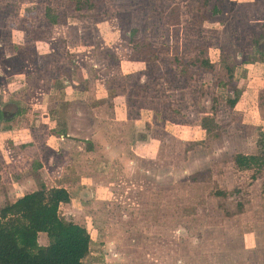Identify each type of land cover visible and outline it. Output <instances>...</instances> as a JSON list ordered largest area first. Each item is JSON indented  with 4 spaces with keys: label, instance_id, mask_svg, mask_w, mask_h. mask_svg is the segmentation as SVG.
<instances>
[{
    "label": "rangeland",
    "instance_id": "1",
    "mask_svg": "<svg viewBox=\"0 0 264 264\" xmlns=\"http://www.w3.org/2000/svg\"><path fill=\"white\" fill-rule=\"evenodd\" d=\"M0 110V209L66 186L83 264H264V0H0Z\"/></svg>",
    "mask_w": 264,
    "mask_h": 264
},
{
    "label": "trees",
    "instance_id": "2",
    "mask_svg": "<svg viewBox=\"0 0 264 264\" xmlns=\"http://www.w3.org/2000/svg\"><path fill=\"white\" fill-rule=\"evenodd\" d=\"M49 20L54 22L56 16L50 15ZM236 101L237 97L231 105ZM0 117L4 116L0 113ZM259 145L260 154H238L236 163L246 168L254 165L264 168V135ZM221 193L224 192L217 194ZM70 200L64 187H42L2 207L0 264H83L90 251L91 234L82 224L60 216L61 203ZM41 232L48 236L46 245L38 242Z\"/></svg>",
    "mask_w": 264,
    "mask_h": 264
},
{
    "label": "crops",
    "instance_id": "3",
    "mask_svg": "<svg viewBox=\"0 0 264 264\" xmlns=\"http://www.w3.org/2000/svg\"><path fill=\"white\" fill-rule=\"evenodd\" d=\"M56 138L57 139H60V141H67V142L65 144H63L61 142V144H63V146H61V147L57 146V144H53V143L48 142V144L45 147V151L46 152L44 154L43 153L40 154V157L38 158L39 162H37L36 160H34V162L32 163V167L35 168V169H37V171H39V169L41 171H44L43 169H46V171L49 172V174H52V176L55 175V174H57L58 177H59L60 172H61L60 171L61 169H58L59 167L56 168V166L59 165V163H60L58 160H60L62 158V153L61 152H64L65 157H67L69 155V151H67L66 146L68 147L69 146V143H71V141L68 138H65V137L64 138H59V137L56 136ZM86 149H88V148H86ZM89 152L90 153L93 152L91 148H90ZM50 156H53L55 158V162L54 163H53V160H52L53 158H51ZM45 175H47V174L45 173ZM52 176H50V177H52ZM47 180H48V178H46V177L43 178V181H44L45 184H46ZM2 181L3 180H2V175H1L0 187L2 185ZM33 184H35V181L30 180L29 181V185H33ZM27 186L28 185H22V190H25V188ZM52 187H62V186L55 185V186H52ZM64 187L70 193V197H71V200H72L71 190L68 189L66 186H64ZM82 190H85V188H82ZM62 205H69L70 206V209H72V207H73V204H71V201L68 202V203H63ZM62 205H61V207H62Z\"/></svg>",
    "mask_w": 264,
    "mask_h": 264
},
{
    "label": "flooded vegetation",
    "instance_id": "4",
    "mask_svg": "<svg viewBox=\"0 0 264 264\" xmlns=\"http://www.w3.org/2000/svg\"><path fill=\"white\" fill-rule=\"evenodd\" d=\"M0 113L2 114V116H4V112L2 110H0ZM2 118H4V117H2Z\"/></svg>",
    "mask_w": 264,
    "mask_h": 264
}]
</instances>
